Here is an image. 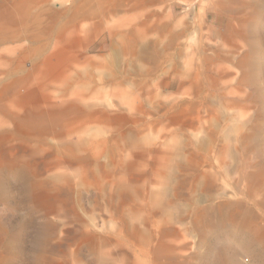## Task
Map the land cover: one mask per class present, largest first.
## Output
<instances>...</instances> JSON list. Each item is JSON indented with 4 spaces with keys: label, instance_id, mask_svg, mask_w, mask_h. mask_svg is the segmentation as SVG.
<instances>
[{
    "label": "rangeland",
    "instance_id": "rangeland-1",
    "mask_svg": "<svg viewBox=\"0 0 264 264\" xmlns=\"http://www.w3.org/2000/svg\"><path fill=\"white\" fill-rule=\"evenodd\" d=\"M0 264H264V0H0Z\"/></svg>",
    "mask_w": 264,
    "mask_h": 264
},
{
    "label": "bare ground",
    "instance_id": "bare-ground-1",
    "mask_svg": "<svg viewBox=\"0 0 264 264\" xmlns=\"http://www.w3.org/2000/svg\"><path fill=\"white\" fill-rule=\"evenodd\" d=\"M13 37H11V39H12ZM14 49V48H13ZM15 50V49H14Z\"/></svg>",
    "mask_w": 264,
    "mask_h": 264
}]
</instances>
